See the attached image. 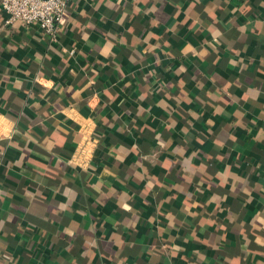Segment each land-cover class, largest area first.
I'll use <instances>...</instances> for the list:
<instances>
[{
    "label": "crops",
    "instance_id": "1",
    "mask_svg": "<svg viewBox=\"0 0 264 264\" xmlns=\"http://www.w3.org/2000/svg\"><path fill=\"white\" fill-rule=\"evenodd\" d=\"M4 19L0 264H264V0Z\"/></svg>",
    "mask_w": 264,
    "mask_h": 264
},
{
    "label": "built area",
    "instance_id": "2",
    "mask_svg": "<svg viewBox=\"0 0 264 264\" xmlns=\"http://www.w3.org/2000/svg\"><path fill=\"white\" fill-rule=\"evenodd\" d=\"M68 2L69 0H0V8L5 14V25L13 22L36 25L52 39L58 24L63 20ZM72 53V49L69 50V54ZM80 152L81 150L75 154Z\"/></svg>",
    "mask_w": 264,
    "mask_h": 264
}]
</instances>
